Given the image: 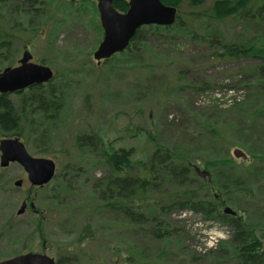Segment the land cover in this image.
I'll list each match as a JSON object with an SVG mask.
<instances>
[{"label": "rangeland", "instance_id": "1", "mask_svg": "<svg viewBox=\"0 0 264 264\" xmlns=\"http://www.w3.org/2000/svg\"><path fill=\"white\" fill-rule=\"evenodd\" d=\"M37 1L38 10L30 15L12 10L17 2L4 6L10 27L21 23L36 28L37 23H43L44 28L41 37L18 41L12 56L15 60L8 65L17 64L27 48L33 62L49 66L57 75L53 83L62 100L57 116L42 118L35 111L34 123L25 127L26 138H21L32 155L51 158L57 166L54 178L41 188L30 185L19 164L0 167V259L38 251L55 259L57 254L64 255L63 264H80L79 255L68 248L76 236L77 219L89 216L85 221L100 227L99 253L118 243L143 250L145 261L138 264H156L161 251L166 252L163 264H239L237 259L217 258L222 256L223 243L231 238L230 226L220 217L207 219L187 209L158 213L159 220L163 218L174 228L172 235L158 240L151 230L156 217L150 216L139 227L120 211L99 208L102 203L94 198L92 184L106 175L109 167L97 151L81 147L79 152L68 143L77 134L93 131L106 146L133 147L134 160H146L158 144L173 150L180 146L178 152L187 155L198 177L212 183L210 188L226 186L223 207L230 206L257 235L264 234V73L255 67L264 64V57L247 55L231 63L219 60L211 64L213 59L203 43L189 40L188 34L181 35L183 38L174 35L181 32L171 29L145 31L144 40L136 47L141 56L119 52L111 61L97 62L92 53L102 29L95 0ZM67 1L72 4H60ZM202 1L207 5L212 0ZM56 10L55 16L49 15ZM189 10L195 8L183 5L178 9L181 15ZM44 13L50 18L47 26ZM216 32L218 39L220 35L235 39L240 34L263 39L264 22L225 21ZM20 37L26 39L23 34ZM145 59L151 68L140 69ZM239 67L247 71H237ZM198 85L201 88L196 89ZM10 98L19 105V96L11 94ZM20 105L30 119V104ZM235 147L246 153V159L233 155ZM205 160L223 162L212 171ZM65 164L77 165L79 172L64 169ZM73 174L76 178L70 190L67 175ZM18 179L21 184L15 186ZM52 191L60 193L67 208L65 216L48 202ZM23 200H37L36 205L48 216L46 238L34 234L36 215L29 206L16 213Z\"/></svg>", "mask_w": 264, "mask_h": 264}, {"label": "trees", "instance_id": "2", "mask_svg": "<svg viewBox=\"0 0 264 264\" xmlns=\"http://www.w3.org/2000/svg\"><path fill=\"white\" fill-rule=\"evenodd\" d=\"M11 1L13 3L17 2L13 7L10 6L16 12L22 11L30 15L38 10H36L38 6L36 5L38 3L37 0H0V70L4 67V64L8 65V63L15 60L14 58L12 59V56L18 41L23 40L22 43L25 41L30 42V36L41 37L42 32L40 31L44 29L41 28L43 23H37L36 28L32 24L28 27L21 23H13V26L10 27L6 23L3 9ZM161 1L166 5L176 6L177 9L179 7L183 8V5H185L188 8H195V10H189L187 13H182V15L181 11L180 13L178 11L175 21L167 26L149 25L140 27L130 40L128 47L123 50L124 52L121 51L122 54L141 56L136 51L138 49L136 47L144 40L143 33L147 30L156 33L159 31H171V29L175 31L176 29L181 33L174 35H179V37L183 38L181 35L188 34L187 38L189 40L198 44L203 43L213 59L210 61L211 64L219 60L231 63V61H237L238 57L247 55H255L257 58L259 56L261 58L264 57V38L242 37L240 34L235 39L228 40L221 35L218 39L216 35V28L225 21L234 22L236 19L239 21L249 19L264 22V0H212L207 5H204L202 0ZM23 3L25 5L22 7ZM60 4L64 7V5L72 3L67 1V3L62 2ZM112 4L119 11H125L128 8L127 0H114ZM56 12L57 10L49 15L54 14L55 16ZM49 15L46 17V14H43L44 18L46 17L44 25L49 22ZM22 34L25 35L26 39L20 37ZM129 51H134V54ZM111 57L113 55L102 61H111L114 58ZM148 64L147 59H145L139 67L140 69L151 68L149 67L150 64ZM255 67L260 70L261 74L264 73V64ZM236 69L237 71H247L246 68L242 67ZM56 78L57 75L55 74L45 84H33L26 90L13 93V95L20 97L18 100L19 105H16L15 101L10 98L11 95H0V137L17 135L20 138H26L25 131L27 130H25V127L34 123L33 114H35V111H38L42 118H55L57 116L62 100L61 94L57 93V86L53 83ZM195 88H201V85L195 86ZM26 101L31 106L30 119L25 110H23L22 105H20V103L23 104ZM212 131L216 130L213 129ZM68 145L71 146V149L79 152H81V147H88L89 151L98 152L102 155V158L100 157L103 160L102 162H105L109 167L108 173L97 178L92 184V189L95 191L94 198L102 203L99 208L103 206V208L120 211L124 217L139 227L150 216L156 217L158 221L151 230H153L154 238L158 240L166 239L172 235L174 230L172 226L167 225L163 218L161 220L158 219L162 212L169 213L187 209L201 213L207 219L220 217L230 226L231 238L228 242H222L226 246L222 247V256L217 258L237 259L239 264H264V234L257 235L253 227L241 215L227 214L222 211L223 204L227 200L223 194L226 186L210 188L209 185L212 183H208L198 177L187 155L178 152L181 149L180 146H178L177 150H173L166 145L158 144L156 146L158 149L151 152L146 160H134L135 151L133 147L115 148L110 144L106 146V143H102V140L93 131L75 135L71 140V144L68 143ZM235 145H239L236 140ZM192 158L194 159V154H192ZM63 159L65 160V158ZM204 162L213 171L215 167L220 166L215 165L222 164L223 160H205ZM76 166H67L65 164L64 169L68 170L71 168L75 170L73 172L78 173L79 169ZM74 175L76 174L67 175L69 178L66 182L67 189L68 187L70 190L74 188L72 184V180L76 178ZM163 182H168L169 185L165 187ZM47 184L41 187H45ZM212 189L214 190L212 191ZM208 190L211 191L208 192ZM55 191L51 192L50 198H52L48 202L57 206L59 208L57 212L65 216L67 208L59 199L60 193ZM230 191L229 189L228 193ZM208 194L209 198H207ZM42 197L44 196H40V199ZM35 201L36 203L38 202L37 200ZM35 201L34 208H32L33 214L36 215L34 219V234H37L39 238H46L45 226L48 216L43 215V210L36 205ZM88 217H79L77 219L76 236L74 241L71 242L73 243L72 246L70 245V248H68L69 251L79 255L80 264H138L140 260L142 262L145 261L142 256L143 250L137 247L130 249L124 244L116 243L108 248L105 253L96 251V249L99 250L97 237L100 227L93 225L90 221L86 222L85 219ZM4 226L6 227V225ZM109 250L111 253H109ZM165 253L161 251L154 262L163 264L161 260ZM64 258V255L57 254V264H63Z\"/></svg>", "mask_w": 264, "mask_h": 264}, {"label": "water", "instance_id": "3", "mask_svg": "<svg viewBox=\"0 0 264 264\" xmlns=\"http://www.w3.org/2000/svg\"><path fill=\"white\" fill-rule=\"evenodd\" d=\"M114 0H96L99 21L103 36L97 48L93 51L96 60L110 57L113 53L124 50L142 25H170L177 16V8L166 5L161 0H127L128 8L119 11L113 6ZM32 54L27 48L22 51L18 64L6 66L0 71V94L22 90L33 84L44 83L53 76L52 69L32 60ZM233 155L245 159L246 154L240 148L233 149ZM16 161L27 173V178L33 185H43L50 181L55 172V162L51 158L33 156L28 153L19 137L0 138V166ZM20 185L21 180L14 182ZM22 202L17 213L25 208ZM33 206V204H30ZM223 212L235 214L226 206ZM0 264H57L53 257L40 252L28 251L0 259Z\"/></svg>", "mask_w": 264, "mask_h": 264}, {"label": "flooded vegetation", "instance_id": "4", "mask_svg": "<svg viewBox=\"0 0 264 264\" xmlns=\"http://www.w3.org/2000/svg\"><path fill=\"white\" fill-rule=\"evenodd\" d=\"M14 163H16V162H14ZM18 164V163H17ZM25 203H26V206H29V203H30V201L27 203V200H23ZM22 201V202H23Z\"/></svg>", "mask_w": 264, "mask_h": 264}]
</instances>
